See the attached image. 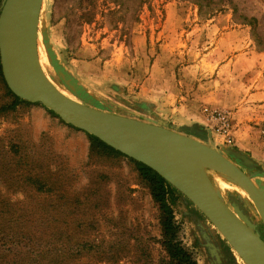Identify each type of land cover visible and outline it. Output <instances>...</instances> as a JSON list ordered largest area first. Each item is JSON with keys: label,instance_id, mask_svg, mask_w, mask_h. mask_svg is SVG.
I'll use <instances>...</instances> for the list:
<instances>
[{"label": "rangeland", "instance_id": "obj_1", "mask_svg": "<svg viewBox=\"0 0 264 264\" xmlns=\"http://www.w3.org/2000/svg\"><path fill=\"white\" fill-rule=\"evenodd\" d=\"M38 47L71 96L209 141L264 182V0H44ZM10 91L0 61V264H179L131 158ZM205 107L230 115L229 134ZM210 175L264 238L247 193ZM169 202L173 240L191 261L224 264L226 252L246 264L180 192Z\"/></svg>", "mask_w": 264, "mask_h": 264}, {"label": "water", "instance_id": "obj_2", "mask_svg": "<svg viewBox=\"0 0 264 264\" xmlns=\"http://www.w3.org/2000/svg\"><path fill=\"white\" fill-rule=\"evenodd\" d=\"M44 0H4L0 11V61L14 95L41 103L62 121L106 143L161 175L219 230L246 264H264V238L221 195L210 173L238 185L264 224V182L254 180L209 141L92 106L59 88L45 73L38 47ZM198 156V157H197ZM209 158L196 166L195 159ZM207 161V160H206Z\"/></svg>", "mask_w": 264, "mask_h": 264}, {"label": "trees", "instance_id": "obj_3", "mask_svg": "<svg viewBox=\"0 0 264 264\" xmlns=\"http://www.w3.org/2000/svg\"><path fill=\"white\" fill-rule=\"evenodd\" d=\"M11 92V91H10ZM11 94H13L11 92ZM15 97V104L19 102H27L26 100L21 99L20 97H17L16 95L13 94ZM52 112V111H51ZM55 114L54 112H52ZM189 133L199 137L203 138L200 134L194 132V131H189ZM90 138L92 139L93 143L101 148L102 150L119 154V155H124L121 152L115 150L111 146L107 145L97 137L88 134ZM136 165L138 170L140 171L142 177L150 184L151 190H152V195L154 199L160 203L164 213L166 214L165 220L163 222V231L165 233V236L168 237V240L166 241L167 243V252L168 255L172 260L177 261L179 264H196L194 261H191V255L189 252H187L180 244V242H175L173 238L175 236L176 228L173 225V214H172V209L171 205L169 202L170 195H172L175 192H179L175 187H173L170 183H168L161 175H159L156 171L151 169L150 167L146 166L145 164L135 161L131 159Z\"/></svg>", "mask_w": 264, "mask_h": 264}, {"label": "built area", "instance_id": "obj_4", "mask_svg": "<svg viewBox=\"0 0 264 264\" xmlns=\"http://www.w3.org/2000/svg\"><path fill=\"white\" fill-rule=\"evenodd\" d=\"M204 113L207 115V118L216 125L217 130L220 133L224 135L230 133L231 119L226 111H219L217 109L205 107Z\"/></svg>", "mask_w": 264, "mask_h": 264}, {"label": "flooded vegetation", "instance_id": "obj_5", "mask_svg": "<svg viewBox=\"0 0 264 264\" xmlns=\"http://www.w3.org/2000/svg\"><path fill=\"white\" fill-rule=\"evenodd\" d=\"M220 186L222 188H228L229 185L227 183H225L224 181H220ZM239 192L245 196V194L243 193L242 190H239ZM246 197V196H245ZM223 263L224 264H234L232 261V258L229 257V255L226 252H223Z\"/></svg>", "mask_w": 264, "mask_h": 264}, {"label": "bare ground", "instance_id": "obj_6", "mask_svg": "<svg viewBox=\"0 0 264 264\" xmlns=\"http://www.w3.org/2000/svg\"><path fill=\"white\" fill-rule=\"evenodd\" d=\"M40 61H41V59H40ZM197 157H198V156H197ZM205 159H206L207 161L204 160V159H201V158H199V159H195V160H194V162H195L194 164H195L196 166H197V165H198V166H201L202 163H209L210 159H209V158H205ZM244 193H245V192H244ZM245 194H246V193H245ZM246 196H248V195L246 194ZM250 199H251V198H250Z\"/></svg>", "mask_w": 264, "mask_h": 264}, {"label": "crops", "instance_id": "obj_7", "mask_svg": "<svg viewBox=\"0 0 264 264\" xmlns=\"http://www.w3.org/2000/svg\"><path fill=\"white\" fill-rule=\"evenodd\" d=\"M263 92H261V94H262Z\"/></svg>", "mask_w": 264, "mask_h": 264}]
</instances>
